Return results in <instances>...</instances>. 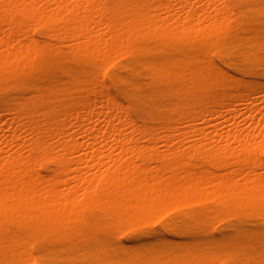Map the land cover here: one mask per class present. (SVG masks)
Here are the masks:
<instances>
[{"label":"bare ground","instance_id":"1","mask_svg":"<svg viewBox=\"0 0 264 264\" xmlns=\"http://www.w3.org/2000/svg\"><path fill=\"white\" fill-rule=\"evenodd\" d=\"M0 264H264V0H0Z\"/></svg>","mask_w":264,"mask_h":264},{"label":"rangeland","instance_id":"2","mask_svg":"<svg viewBox=\"0 0 264 264\" xmlns=\"http://www.w3.org/2000/svg\"><path fill=\"white\" fill-rule=\"evenodd\" d=\"M4 29H5V31H8L9 28H8V27H4ZM248 34H249V35L253 34V31H251V32L248 33ZM118 101L121 102V101H123V99H119ZM236 121L238 122V120H234V119L231 120V122H236ZM217 122L219 123L220 121H217ZM239 123H240L241 125H243L245 122L241 120V121H239Z\"/></svg>","mask_w":264,"mask_h":264}]
</instances>
